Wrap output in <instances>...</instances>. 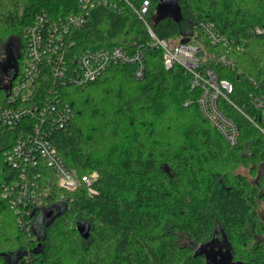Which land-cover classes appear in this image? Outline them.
Listing matches in <instances>:
<instances>
[{
    "label": "trees",
    "instance_id": "obj_1",
    "mask_svg": "<svg viewBox=\"0 0 264 264\" xmlns=\"http://www.w3.org/2000/svg\"><path fill=\"white\" fill-rule=\"evenodd\" d=\"M145 1L150 9L143 21L136 10ZM162 3L96 6L73 34L77 52L141 46L143 79L120 64L81 87L63 86L49 74L38 83L34 101L54 89L72 112L47 139L78 177L97 176L96 194L82 184L74 192L60 188L41 163L42 185L66 202L45 212L54 216L40 231L34 221L43 212L18 214L0 188V264H213L211 258L225 253L230 264H264V140L243 114L258 115L251 95L264 100V0H178L177 17L159 12ZM78 11V0H0V72L22 68L26 30L38 17L52 22ZM146 24L160 39L192 37L215 55L202 68L233 85L230 102L222 99L219 107L238 126L237 145L203 117L201 91L192 89L189 73L178 65L166 69L162 51L147 45ZM206 25L220 37L217 45ZM11 43L14 55L2 51ZM9 88L0 84L1 99ZM31 120L15 131L0 129V184L18 178L3 155L21 129L31 130ZM81 222L91 225L88 239L77 230Z\"/></svg>",
    "mask_w": 264,
    "mask_h": 264
},
{
    "label": "built area",
    "instance_id": "obj_2",
    "mask_svg": "<svg viewBox=\"0 0 264 264\" xmlns=\"http://www.w3.org/2000/svg\"><path fill=\"white\" fill-rule=\"evenodd\" d=\"M119 2L130 4V0H78L77 13L52 22L41 16L26 30L27 51L22 68L10 75L5 83L10 85L8 93L4 99L0 98V129L15 131L27 119H32L31 130L21 129L17 143L3 155L8 165L18 171L19 175L10 182L4 180L0 184L1 197L18 214L29 216L34 211L42 213L53 210L55 204L66 202L64 195L58 199L52 193L51 186L42 185L43 177L39 170L41 163L54 172L60 188L74 192L82 184L90 195L96 194L93 184L97 176L78 177L65 165L56 148L47 139L48 130L51 132L62 127L71 118V108L62 105L54 89H50L42 101H34V98L38 83L47 74L63 86L81 87L97 80L110 66L121 64L133 66L136 79L145 77V53L136 44L130 50L121 47L82 52L74 50L73 34L84 26L91 10L100 5L118 8ZM149 9L150 4L145 1L141 9L136 10L143 21H146ZM146 25L150 35L147 45L162 51L166 69L178 65L189 73L192 89L201 91L198 104L203 117L228 144L237 145L240 137L238 126L219 107L222 99L230 102L233 85L227 80L218 79L211 69L202 68L207 61L215 59V55L207 53L195 38L189 37L187 43L163 40L156 36L150 25ZM257 31L261 32L260 29ZM204 32L214 45L221 40L210 25L204 27ZM220 61L227 66L234 63L223 56ZM251 97L258 115L250 117L243 114L256 125L264 140V100L258 96ZM19 224L24 225L22 217L19 218Z\"/></svg>",
    "mask_w": 264,
    "mask_h": 264
},
{
    "label": "rangeland",
    "instance_id": "obj_3",
    "mask_svg": "<svg viewBox=\"0 0 264 264\" xmlns=\"http://www.w3.org/2000/svg\"><path fill=\"white\" fill-rule=\"evenodd\" d=\"M1 44V43H0ZM9 45V46H8ZM4 45V48H2V51L11 52L12 55L16 52V45L8 44ZM3 56V55H2ZM4 57V56H3ZM10 78V75L6 74L5 72H0V84H5L8 82V79ZM245 174L249 175L248 171L243 169L242 167L240 168ZM253 180V179H252ZM64 204L61 203L58 207L59 210L63 209ZM264 208V203L260 204V211L262 212ZM46 219L44 215H40L36 218L34 223L40 226V231H42L43 225L45 223ZM186 243H190L189 241H185ZM192 245V243H190ZM210 262L213 264H229V253H225L223 257H221L219 260L216 257H213L210 259Z\"/></svg>",
    "mask_w": 264,
    "mask_h": 264
},
{
    "label": "water",
    "instance_id": "obj_4",
    "mask_svg": "<svg viewBox=\"0 0 264 264\" xmlns=\"http://www.w3.org/2000/svg\"><path fill=\"white\" fill-rule=\"evenodd\" d=\"M162 2L163 3L159 5L158 7L159 12L162 13L163 11L166 10L168 13H173L176 17L179 16L180 9H179V6L177 5L178 0H162ZM188 41H189V38H184L182 40L183 43H187ZM42 214L46 215V217L51 218L53 216V211H50L49 213H45L44 211ZM77 230L84 239H88L91 233V225L88 222H81L78 225ZM213 256H215V253Z\"/></svg>",
    "mask_w": 264,
    "mask_h": 264
},
{
    "label": "flooded vegetation",
    "instance_id": "obj_5",
    "mask_svg": "<svg viewBox=\"0 0 264 264\" xmlns=\"http://www.w3.org/2000/svg\"><path fill=\"white\" fill-rule=\"evenodd\" d=\"M53 216H54V211H53ZM50 219L49 217H46V220Z\"/></svg>",
    "mask_w": 264,
    "mask_h": 264
}]
</instances>
